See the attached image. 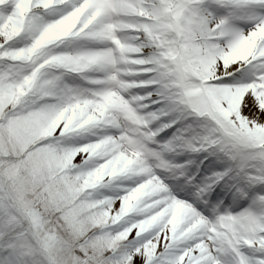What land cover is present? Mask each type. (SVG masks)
I'll use <instances>...</instances> for the list:
<instances>
[{
	"label": "snow or ice",
	"instance_id": "obj_1",
	"mask_svg": "<svg viewBox=\"0 0 264 264\" xmlns=\"http://www.w3.org/2000/svg\"><path fill=\"white\" fill-rule=\"evenodd\" d=\"M0 264H264V0H0Z\"/></svg>",
	"mask_w": 264,
	"mask_h": 264
}]
</instances>
